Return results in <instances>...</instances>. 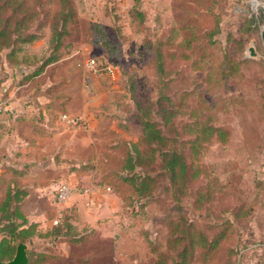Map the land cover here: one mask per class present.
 Here are the masks:
<instances>
[{
  "label": "rangeland",
  "instance_id": "1",
  "mask_svg": "<svg viewBox=\"0 0 264 264\" xmlns=\"http://www.w3.org/2000/svg\"><path fill=\"white\" fill-rule=\"evenodd\" d=\"M73 2L77 18L63 38L66 59L53 88L59 97L42 114L43 122L51 123L47 128L55 132L38 136L28 121L15 128L11 121L10 126H0V177L10 179L14 166H28L33 172L20 180L30 190L23 212L39 229L25 243L31 254H45L40 264H76L81 255H88L92 264H151L166 249L169 222L178 215L168 182L159 177L150 195L136 197L130 185L113 174L129 142L138 137V121L131 117L134 98L154 93L151 53L143 44V31L130 17L133 0ZM141 4L146 14L144 30L160 33L170 24L192 23L201 37L190 48L178 44L181 36L166 46L170 92L181 103L174 126L184 133L188 158L199 173L191 190H211L206 208L196 207L190 193L182 199L183 209L208 231L227 218L232 228L228 242L234 247L228 252L230 263L264 264V111L259 102L264 94L260 31L264 0H141ZM92 21L104 25L119 56L106 57L92 43ZM216 25L219 29L214 32ZM43 33L21 51L27 61L46 53L48 28ZM249 46L256 57H250ZM225 54L251 61L225 76L221 70ZM91 57L105 60L113 70L89 69L85 62ZM207 72L212 76L210 82ZM6 73L9 71L0 70V77ZM5 85L0 84L1 91ZM36 86L35 82L26 84L17 90V97L7 96L6 114L15 110L12 101ZM182 89L191 90L186 103L180 99ZM25 105L32 109L40 103L28 101ZM60 112L77 115L82 121L75 127L65 126L57 116ZM202 120L223 125L228 130L226 139L208 144L193 141ZM56 156L59 164L52 167ZM69 167L88 171L67 174ZM93 182L101 184L96 187ZM3 185L0 183V197ZM68 209L75 230L89 237L82 244L70 242L69 234L52 233ZM2 234L0 229V238Z\"/></svg>",
  "mask_w": 264,
  "mask_h": 264
},
{
  "label": "trees",
  "instance_id": "2",
  "mask_svg": "<svg viewBox=\"0 0 264 264\" xmlns=\"http://www.w3.org/2000/svg\"><path fill=\"white\" fill-rule=\"evenodd\" d=\"M129 13L131 19L143 31V44L151 53L155 75L154 93L152 97L134 98L131 117L138 121L139 133L136 140L129 142L120 164L114 168L115 179L128 183L136 197L150 195L159 177H164L168 182L167 188L174 199L178 215L169 222L170 235L167 237L166 249L159 251L151 264H232L228 258V252L234 251V247L228 242L229 231L232 228L227 218L219 224L215 223L214 228L208 231L199 226L181 204L182 199L187 198L191 193L194 195L195 206L206 208L205 199L210 196L211 190L210 188L206 192H201L199 188L193 192L191 190V185L199 173L188 158L185 149L187 139L184 138V133L179 132L174 126L175 117L180 113L178 107L181 103L177 104L175 96L170 92L171 76L166 66V46L171 45L181 36L178 44L184 46L185 49L190 48L201 42L199 31L192 23L170 24L160 33L159 31L149 32L147 28L144 30L143 27H147V24L141 0H133ZM76 18L77 9L73 0H32L31 2L29 0H0V70H6V72L10 70L9 73L0 77V84L10 75L14 77L18 68L29 70L23 73L18 80L15 81L13 78L7 89L0 90L2 98H7L10 87L31 80L32 77L43 72L47 65L60 59L64 45L63 38L70 33V25ZM44 28H48L46 53L38 59L27 61L28 57L21 51L41 38L44 35ZM218 29L216 25L214 32ZM90 30L92 43L100 47L106 57L119 56V48L109 38L101 22L92 21ZM222 59L221 64L225 67L221 70L225 76L231 69H239L240 65L251 61L228 56V54H225ZM197 62L194 60L193 64ZM206 76L208 82L212 81L210 72H207ZM190 91L180 90L182 103L183 101L186 103L185 97ZM260 97V106L264 111V94ZM34 115L38 119L35 122L38 126L37 131L40 128L47 129L51 124L42 125L43 115ZM227 131L223 125L202 120L199 121L193 141L208 144L213 139L224 140L227 137ZM72 169L79 170L78 168ZM1 177L0 183L4 185L0 197V229L3 231L0 238V258L8 260L14 254L15 244L19 241L26 242L33 236H37L39 229L36 222L28 221L21 207L27 195L26 189L21 187L15 178L5 180L3 176ZM71 211L68 209L64 212L52 233L57 236H68L69 234L70 242L82 244L89 237L75 230V225L69 220L72 215ZM234 216L237 217V211L234 212ZM27 252V264H40L45 257L42 252L34 254ZM76 264L92 263L88 255H81L76 258Z\"/></svg>",
  "mask_w": 264,
  "mask_h": 264
},
{
  "label": "crops",
  "instance_id": "3",
  "mask_svg": "<svg viewBox=\"0 0 264 264\" xmlns=\"http://www.w3.org/2000/svg\"><path fill=\"white\" fill-rule=\"evenodd\" d=\"M64 59H66V57H63V55L60 57V59H58L56 62H53L49 65H47L45 67V69L43 70V72H41L40 74L34 76L31 78V80H27L22 84L16 85L14 87H10V89L8 90V96L9 98H13L15 95H17V90H19L20 88H22V86H25L26 84L35 82L37 84L36 87L31 88L29 90V93L25 92L21 98H17L14 101L11 102V105H15V110H13V112L6 114L7 112L3 113L0 116V122H1V126H6L9 125V121H11V128H15L19 125V123L23 122V121H28L31 124V127L35 130H33V132L35 134H37L38 136H51L54 134L55 131L52 130V128H47V129H43L40 128L38 131H36L35 128H38V126L35 125V115L34 114H44L46 112V108L48 106H54L56 101L58 100V95L57 93H55V91H53V88L56 87V82L57 79L59 78L60 75H62L59 71L60 67H64ZM71 63V60H70ZM65 65H69V61L65 64ZM10 71V70H9ZM28 68H22V69H16L15 75L14 77H8L5 80H3L1 82L2 85L6 84L5 87L3 89H7L10 85V81L14 78L15 81L18 80V78L23 74L28 72ZM10 80V81H9ZM40 82V83H39ZM35 93V95H32V93ZM17 97V96H15ZM32 97V98H31ZM37 99V101L32 100V99ZM39 102L40 105H37L35 107L28 108V105H25L26 102ZM24 104V105H23ZM10 110V108H9ZM15 115V117H11V115ZM41 116V115H40ZM9 125V126H10ZM42 125H44V122L42 123ZM60 159L56 157H54L51 160L52 163V167H55L56 165L59 164ZM75 164H73L74 166ZM22 168V167H21ZM18 168L16 166H14L11 170L13 173V176L11 175V178H15L18 182L19 185H21V187L25 188L27 191V195L24 197L23 201H22V210H23V203L25 202L26 198L29 196L30 190L29 188L20 180L21 177L25 176V175H29V174H33L32 170L29 169L28 166H25V168ZM71 170V171H69ZM75 170H73L72 168H67V174L74 172ZM88 170L83 169V170H77L76 172L78 173H85ZM93 185L98 187L100 186V184L93 182Z\"/></svg>",
  "mask_w": 264,
  "mask_h": 264
},
{
  "label": "built area",
  "instance_id": "4",
  "mask_svg": "<svg viewBox=\"0 0 264 264\" xmlns=\"http://www.w3.org/2000/svg\"><path fill=\"white\" fill-rule=\"evenodd\" d=\"M86 66L93 70V71H99V72H106L108 73L109 71L113 70V67L111 64L106 62L103 59H95V58H89L85 62ZM7 110V101L5 98H2L0 96V114L4 113ZM59 119L61 120L62 123L65 124V126H70V127H75L79 125L82 121V118H80L77 115H71L68 112H62L59 114ZM65 187L60 188V191L64 193Z\"/></svg>",
  "mask_w": 264,
  "mask_h": 264
},
{
  "label": "water",
  "instance_id": "5",
  "mask_svg": "<svg viewBox=\"0 0 264 264\" xmlns=\"http://www.w3.org/2000/svg\"><path fill=\"white\" fill-rule=\"evenodd\" d=\"M261 39L264 42V24L260 27ZM250 52V57H256L255 50L252 46L248 47ZM28 263V253H27V244L23 241L17 242L15 246V251L13 256L8 260H3L0 258V264H27Z\"/></svg>",
  "mask_w": 264,
  "mask_h": 264
}]
</instances>
